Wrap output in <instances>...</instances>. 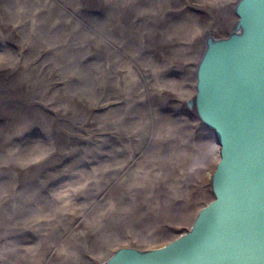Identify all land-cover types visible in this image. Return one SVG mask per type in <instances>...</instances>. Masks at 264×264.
<instances>
[{
	"label": "bare ground",
	"instance_id": "obj_1",
	"mask_svg": "<svg viewBox=\"0 0 264 264\" xmlns=\"http://www.w3.org/2000/svg\"><path fill=\"white\" fill-rule=\"evenodd\" d=\"M237 1L0 0V264H93L84 238L144 242L175 232L158 226L168 215L191 223L218 156L186 102Z\"/></svg>",
	"mask_w": 264,
	"mask_h": 264
},
{
	"label": "water",
	"instance_id": "obj_2",
	"mask_svg": "<svg viewBox=\"0 0 264 264\" xmlns=\"http://www.w3.org/2000/svg\"><path fill=\"white\" fill-rule=\"evenodd\" d=\"M233 13L229 35L208 40L186 102L217 146L212 197L166 243L119 244L96 264H264V0H238Z\"/></svg>",
	"mask_w": 264,
	"mask_h": 264
},
{
	"label": "rangeland",
	"instance_id": "obj_3",
	"mask_svg": "<svg viewBox=\"0 0 264 264\" xmlns=\"http://www.w3.org/2000/svg\"><path fill=\"white\" fill-rule=\"evenodd\" d=\"M232 13H233V11H232ZM234 14V13H233ZM234 19H236L235 17H234V15H233V17H232V23H234L235 22V20ZM233 20H234V22H233ZM174 94V93H173ZM161 100H167L166 98H164V97H162L161 96V98H160ZM186 112V111H185ZM187 117L188 118H190V119H193V118H196L195 116H191V115H189V114H187ZM207 131H209V130H207ZM210 132V131H209ZM208 135V137H210V140H211V143H214L215 145H216V143H215V141H214V138L212 137L213 135H212V133L210 132L209 134H207ZM217 156H218V153H217ZM213 170H214V167H212V164L210 163V164H208L206 167H204L203 169H202V172L200 173V176L197 178L198 179V181H199V183H200V186H201V193H200V198H199V200L197 201V203L193 206V208H192V205L190 204V208H192V212H191V214H190V219L192 218L193 219V217H194V215H195V213H196V211L203 205V204H205L211 197H212V193H211V191H210V178H211V174H212V172H213ZM62 171V170H61ZM149 188H147V190H148ZM79 192V193H81V195H83V193H82V191H80V190H75L74 192ZM149 191V190H148ZM99 196L97 195L96 196V202L98 203V204H100V202L103 200V198H98ZM74 201H79V203H83V204H85L84 206H86L87 204L83 201L84 200V198H81V199H79V200H76V199H73ZM106 201H107V203H110L111 202V196L110 195H108V194H106ZM115 210H116V208H115ZM162 211H163V209H162ZM168 211H173V212H175L174 210H168L167 208H166V212L164 213L165 215H168ZM195 211V212H194ZM164 212V211H163ZM169 216V220H168V222L167 223H165V224H160V225H158V226H161V227H163V226H171V227H174L175 225H172V223H178V225H176L177 227L174 229V233H167V235L166 236H163V237H160V238H155V239H151V240H148V241H142V240H140V241H138V240H135V238H133L134 240H132V239H130L131 241H128V239H127V237H129V234H130V232H128L127 233V231H124V230H122V231H124V232H122V231H120V233H119V239L117 240V241H114V242H112V243H106V244H103L102 245V247H101V242H99V243H97V242H93L95 245H93V244H91L92 243V240L93 239H86V238H84L83 240H84V242L83 243H81L80 244V247L78 248L79 249V252H80V254H82V256L83 255H90V253H93V254H99V259H98V257L97 258H92V262H93V264H95V263H98V262H101L102 260H104L106 257H107V255H109L110 253H111V251H113L114 249H115V247L117 246V244L118 243H121V244H127V245H129V246H133V247H136V248H139V249H149V248H154V247H158V246H160V245H162V244H164V243H166L167 241H169L171 238H173V235H175V233H180V232H183V231H185L188 227H189V225L191 224L190 222H188V224H186V223H183V222H186V221H184L183 219H179V217L180 216H178V215H173V216H170V215H168ZM144 216L142 215V214H140V216H134V219L132 218L131 220H130V222H131V224L133 223V222H137V221H139V219H141V218H143ZM181 218V217H180ZM108 219H109V221H111V220H114V219H116V216H109L108 217ZM191 219V220H192ZM58 220H59V222H60V225L61 226H63L61 223H65V221H67V220H70L71 222H72V220H73V216L71 215V214H69L67 211H65V210H62V209H60V216L58 217ZM82 220V219H81ZM80 221V220H79ZM143 223V222H142ZM137 224H139V223H137ZM141 224V223H140ZM139 224V225H140ZM87 231L88 232H90L92 235V238H94L96 235H97V232H95L94 233V231L93 230H91V231H93V232H91L89 229H87ZM99 231V230H98ZM100 232V231H99ZM137 237V236H136ZM127 239V240H126ZM4 241H6V240H4ZM4 241H2V242H4ZM134 241V242H133ZM1 242V243H2ZM117 242V243H116ZM116 243V244H115ZM98 244H100V246H98ZM90 245L92 246V248H94L95 250H91V249H89L90 248ZM98 246V247H97ZM100 247V248H99ZM89 250V251H88ZM94 251H96L95 253H94ZM97 251H98V253H97ZM88 252H90V253H88ZM100 252V253H99ZM102 254H104V255H102ZM92 255V254H91ZM106 255V256H105ZM90 262V261H89Z\"/></svg>",
	"mask_w": 264,
	"mask_h": 264
}]
</instances>
